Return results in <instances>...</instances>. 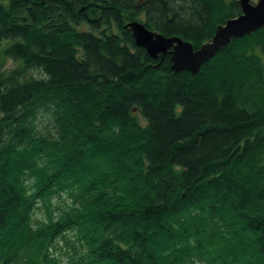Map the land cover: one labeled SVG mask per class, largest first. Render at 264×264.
I'll return each instance as SVG.
<instances>
[{
	"label": "trees",
	"instance_id": "1",
	"mask_svg": "<svg viewBox=\"0 0 264 264\" xmlns=\"http://www.w3.org/2000/svg\"><path fill=\"white\" fill-rule=\"evenodd\" d=\"M240 14L0 0V264H264V28L192 75L126 27L198 49Z\"/></svg>",
	"mask_w": 264,
	"mask_h": 264
},
{
	"label": "water",
	"instance_id": "2",
	"mask_svg": "<svg viewBox=\"0 0 264 264\" xmlns=\"http://www.w3.org/2000/svg\"><path fill=\"white\" fill-rule=\"evenodd\" d=\"M241 14L219 25L213 37L207 43L195 49L191 43L180 37H165L147 29L138 21L126 25L131 29L135 45L146 50L152 59L171 53V69L175 73L188 71L196 74L200 68L214 57L233 39L241 38L264 28V0L252 3L250 0H238Z\"/></svg>",
	"mask_w": 264,
	"mask_h": 264
},
{
	"label": "rangeland",
	"instance_id": "3",
	"mask_svg": "<svg viewBox=\"0 0 264 264\" xmlns=\"http://www.w3.org/2000/svg\"><path fill=\"white\" fill-rule=\"evenodd\" d=\"M250 1L252 3H256L258 0H250ZM261 58L264 62V55H261ZM14 65H15V63L13 61L7 60V59L3 60L1 55H0V72L3 71L4 69H6L7 67L14 66ZM28 74L33 75L35 77L39 76V74L36 71H29ZM40 118H41V123H43V122L45 123L47 121V118L45 117V115L41 116ZM42 126H44V125H42ZM43 217H44V211L43 210H37L35 213V218L41 219ZM63 250L64 249H62V248L60 250L57 249L56 253L61 257L60 264H67V258L64 255H62V253H61Z\"/></svg>",
	"mask_w": 264,
	"mask_h": 264
}]
</instances>
